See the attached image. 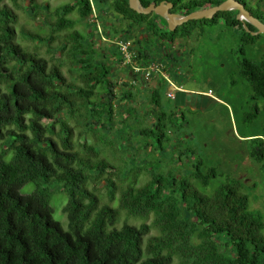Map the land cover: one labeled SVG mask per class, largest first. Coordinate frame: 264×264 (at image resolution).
<instances>
[{
  "label": "trees",
  "instance_id": "16d2710c",
  "mask_svg": "<svg viewBox=\"0 0 264 264\" xmlns=\"http://www.w3.org/2000/svg\"><path fill=\"white\" fill-rule=\"evenodd\" d=\"M6 1L25 9L18 0H0V264H264V213L252 208L242 180L207 192L201 188H208L217 169L203 159H195L185 174L176 169L179 163L164 170L159 157L168 149L172 158L178 153L179 162L194 151L180 144L182 138L173 145L168 136L176 116L161 105L160 89L169 81L163 76L151 88L134 72L131 78L137 83H124L118 96L113 67L125 56L101 39L102 22L110 29L103 31L105 36L131 40L133 58L142 67L159 62L171 70L177 60L173 53L168 56L163 48L170 59L165 63L155 51L166 44L173 47L204 22L224 19L251 39L237 19L238 11L190 20L171 31L166 19L136 12L129 0H70L54 9L49 2L31 0L33 18L51 8L42 32L25 33L27 39L40 37L38 44L47 46L48 58L19 42L17 13ZM162 1L172 2L175 13L189 14L224 0H141L144 6ZM239 1L264 22V9ZM81 20L91 29L81 30ZM56 40L61 41L53 46ZM98 42L107 46L99 45L98 51ZM240 73L253 91L254 104L247 115L264 119V55L259 61L244 58ZM141 87L151 90L146 112L155 121L149 125L142 123V114L131 104L134 90ZM75 124L80 127L78 138ZM128 127L130 135L125 132ZM244 137L251 142L250 157L264 160V133ZM126 141L137 152L118 156L115 160L125 165L114 173L105 154L123 152ZM141 148H150L156 158L152 170V164L138 165ZM142 170L151 178L138 186ZM52 181L58 191L67 193L69 229L54 217ZM28 182L36 186L22 193ZM103 189L109 197L104 204ZM122 211L145 221L119 227Z\"/></svg>",
  "mask_w": 264,
  "mask_h": 264
},
{
  "label": "rangeland",
  "instance_id": "374dc122",
  "mask_svg": "<svg viewBox=\"0 0 264 264\" xmlns=\"http://www.w3.org/2000/svg\"><path fill=\"white\" fill-rule=\"evenodd\" d=\"M30 1L18 0V4H22L25 9L14 6L11 1H6V3L17 13L19 42L24 46H28L29 50H38L49 58L47 46L38 44L40 37L35 40L34 38L32 40L27 39L25 33L42 32V24H44L51 8L54 9L70 0H38L44 3L49 2L51 5L48 11L41 10L43 12H40L38 18H33L32 14H30L28 9ZM247 5L252 8L264 9V0H247ZM41 8L47 9L45 7ZM35 14H37V10ZM101 25L102 36L105 35V31L109 32L110 29L109 27L104 28L102 22ZM78 27L83 31H85V28L91 29L88 22L83 20L80 21ZM246 30L248 31V29ZM253 31H248L252 34L250 39V36L244 34L240 26H228L224 19H220L217 23L207 21L202 24L201 29L196 28L191 36L178 38L173 47L166 44L161 46V51L157 47L158 50L155 51V56H161V59H165V63L170 61L169 57H166V55L169 56L168 52H172L174 58H177V60H174L175 65L171 70L169 69L170 71L165 68L164 64L159 62L154 63L163 65L166 72H171L168 75L175 85L180 88L175 90V97L168 95L172 89L170 82L164 83L160 89L161 105L168 108L169 112H173L176 116L173 118L176 125L169 128L168 136L173 140L171 142L173 145L175 141L182 138L183 141L180 144L183 143V147L194 149L193 153L191 152L192 156L190 158L187 157L182 162L177 161L178 153L173 155V159L169 149L166 153H162L159 159L164 165V170H169L173 166L177 167L179 163L180 165L176 169L181 174H185L184 169L191 168V164H193L195 159H203L206 165L216 167L217 176L213 178L208 188H201V190L211 192L222 183L241 179L244 183L242 190L250 195L252 208L259 209L264 213V160L256 161L250 157L249 146L251 142L246 140L248 137H244L249 134L264 133V119L261 116H256L252 119L247 115L254 104L252 98L253 91L248 81L240 73V65L244 58L259 61L264 55V33L256 35L253 34ZM47 32L44 31V33ZM98 34L96 33V36ZM41 36H43L42 33ZM106 37L109 40H113L108 35ZM101 39L113 44L103 38ZM60 41L56 40L53 46H56ZM106 42L102 44L98 42V51L102 47L107 46ZM99 45H102V47H99ZM163 48H167L165 51L166 55ZM117 55L119 58L118 52ZM115 62L112 79L117 82L118 90L116 92L119 96L123 92L121 87L124 83L135 84L137 80L131 78L134 72L129 64H124V60L119 61V59L115 60ZM51 63L53 62L51 61ZM63 72L66 75L65 67L63 68ZM139 75L151 88L155 86L158 79L163 77L161 74L157 75L155 72H153V76L150 79H146L143 73H139ZM134 91L135 100L131 104L142 114V123L149 125L155 121V118L146 112L151 108L150 97H147L151 90L148 92L141 87V89ZM122 102L125 101L122 100ZM120 109L123 111L124 107H120ZM120 109L117 110L120 111ZM142 112L146 113L143 114ZM131 120L132 124H137L133 118ZM116 122L117 124L122 123L118 117ZM72 127L74 129L76 127L75 138H78V129L80 127L77 124H75V127L72 125ZM130 128L125 129L128 135L131 134L128 132H133ZM95 139L93 138L92 142ZM133 139L135 138L132 136L131 140ZM128 144H131V142H124L123 152H120L118 155L112 152L105 154L110 163L115 166L110 171L118 173L120 167L125 165V162L122 160H115L118 156L126 158L130 152H137V149L133 146H126ZM141 149L136 154L138 165H142V163L143 165L152 164L153 166L149 168L152 170V167H155L157 162L156 158L149 152L150 148ZM132 174L134 173H130L129 178L133 177ZM114 177L119 182V177L117 175ZM150 178V175L142 170L137 185L144 184ZM50 185L53 188L50 203L54 208V217L61 222L65 229H69V221L64 211L67 193L62 190L58 191L59 189L53 181L50 182ZM34 186H36L35 182H28L21 187V192L30 193ZM105 192L106 190L103 189L102 193ZM108 202L109 197L105 193L102 203ZM113 204L117 206V202ZM150 219L152 220L153 216H150ZM144 221L145 219L141 216H128L122 211L118 226L120 227L126 222L140 225Z\"/></svg>",
  "mask_w": 264,
  "mask_h": 264
},
{
  "label": "water",
  "instance_id": "95a60500",
  "mask_svg": "<svg viewBox=\"0 0 264 264\" xmlns=\"http://www.w3.org/2000/svg\"><path fill=\"white\" fill-rule=\"evenodd\" d=\"M129 6L138 13H156L160 17L166 19L171 31H175L179 26L190 20L212 19L221 11H238L237 19L243 22V26L248 29V31H250L248 24H251L257 29L253 31V34L258 35L264 33V22L256 17L246 5L239 0H224L218 5L200 8L189 14L173 12V3L166 1H162L159 4L152 2L150 5L144 6L141 0H129Z\"/></svg>",
  "mask_w": 264,
  "mask_h": 264
},
{
  "label": "built area",
  "instance_id": "2783aa9c",
  "mask_svg": "<svg viewBox=\"0 0 264 264\" xmlns=\"http://www.w3.org/2000/svg\"><path fill=\"white\" fill-rule=\"evenodd\" d=\"M98 26L100 29L99 23H98ZM100 31H101V29H100ZM102 38L104 40L112 42L114 45H116L119 48L120 52L123 53L125 56L124 64H129L131 66V69L133 72H135L137 74L143 73V76L146 79H150L153 76V72H155L157 75L161 74L162 76L167 78L168 81L170 82L171 86H172V89L168 93V95L170 97L176 96L175 90H178L180 88L175 85V83L173 82L171 77L168 75V73L163 68L164 67L163 65L151 63V65H149V66L142 67L139 64V62L135 61L133 58L134 53L131 51V46H132L131 40H125L123 38H114L113 40H109L105 35L104 36L102 35Z\"/></svg>",
  "mask_w": 264,
  "mask_h": 264
},
{
  "label": "crops",
  "instance_id": "0c3cea01",
  "mask_svg": "<svg viewBox=\"0 0 264 264\" xmlns=\"http://www.w3.org/2000/svg\"><path fill=\"white\" fill-rule=\"evenodd\" d=\"M158 84H159V81H157V82L155 83V86H154V87H156ZM152 88H153V87H152Z\"/></svg>",
  "mask_w": 264,
  "mask_h": 264
}]
</instances>
